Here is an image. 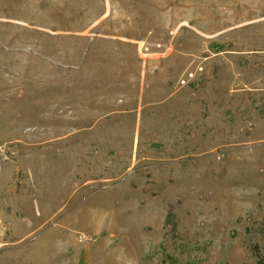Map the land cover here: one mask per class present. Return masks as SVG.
<instances>
[{"label":"rangeland","instance_id":"obj_1","mask_svg":"<svg viewBox=\"0 0 264 264\" xmlns=\"http://www.w3.org/2000/svg\"><path fill=\"white\" fill-rule=\"evenodd\" d=\"M263 229L264 0H0V264H256Z\"/></svg>","mask_w":264,"mask_h":264},{"label":"trees","instance_id":"obj_2","mask_svg":"<svg viewBox=\"0 0 264 264\" xmlns=\"http://www.w3.org/2000/svg\"><path fill=\"white\" fill-rule=\"evenodd\" d=\"M262 235H263V242H264V229L262 230ZM256 250H257V248H256ZM256 258H257L256 264H264V255L262 256V255H259V253H258V254H256Z\"/></svg>","mask_w":264,"mask_h":264},{"label":"built area","instance_id":"obj_3","mask_svg":"<svg viewBox=\"0 0 264 264\" xmlns=\"http://www.w3.org/2000/svg\"><path fill=\"white\" fill-rule=\"evenodd\" d=\"M194 77V74L192 72L189 73V78H193ZM182 85H186L187 84V81L186 80H182L181 81Z\"/></svg>","mask_w":264,"mask_h":264}]
</instances>
